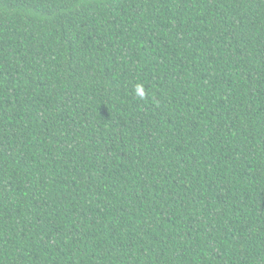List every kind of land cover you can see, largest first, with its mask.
<instances>
[{"label":"trees","instance_id":"1","mask_svg":"<svg viewBox=\"0 0 264 264\" xmlns=\"http://www.w3.org/2000/svg\"><path fill=\"white\" fill-rule=\"evenodd\" d=\"M0 264H264V0H0Z\"/></svg>","mask_w":264,"mask_h":264}]
</instances>
